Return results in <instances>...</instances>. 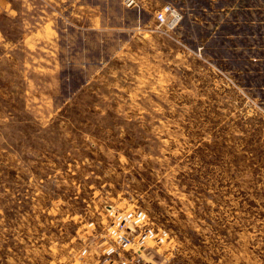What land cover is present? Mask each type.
<instances>
[{
    "label": "rangeland",
    "instance_id": "374dc122",
    "mask_svg": "<svg viewBox=\"0 0 264 264\" xmlns=\"http://www.w3.org/2000/svg\"><path fill=\"white\" fill-rule=\"evenodd\" d=\"M121 1H0V264H102L110 208L169 233L145 264H264V9L168 37Z\"/></svg>",
    "mask_w": 264,
    "mask_h": 264
},
{
    "label": "built area",
    "instance_id": "2783aa9c",
    "mask_svg": "<svg viewBox=\"0 0 264 264\" xmlns=\"http://www.w3.org/2000/svg\"><path fill=\"white\" fill-rule=\"evenodd\" d=\"M122 4L127 10L140 12L137 0H123ZM183 18L180 8L174 4H166L155 12L151 32L175 36ZM107 213L112 220L107 234L113 244L104 249L106 257L102 264H145V254L169 240V233L161 228H154L148 215L141 209L117 212L110 208Z\"/></svg>",
    "mask_w": 264,
    "mask_h": 264
},
{
    "label": "crops",
    "instance_id": "0c3cea01",
    "mask_svg": "<svg viewBox=\"0 0 264 264\" xmlns=\"http://www.w3.org/2000/svg\"><path fill=\"white\" fill-rule=\"evenodd\" d=\"M0 1L2 2V0ZM137 1L140 5V12L147 14V17H150L152 20L155 12L160 10L164 5L174 4L175 6L180 8L183 12L184 18L181 23V26L186 21H190L191 25L203 26L204 28L209 29L210 33L212 31H217L219 28L224 27L226 25L242 26V25H251L250 23L255 24L256 22L254 20L252 19L248 20V16H252L254 13H256V11L260 12L263 11L264 9L263 6H258L256 3H248V0H233L230 4H227L226 0L225 1L204 0V4H203L204 8L197 7L196 9L195 6L194 7L189 6V2H194L197 0H137ZM3 5L4 4L0 6L1 12L2 9H4L2 8ZM194 12L202 13L203 18L199 19L195 17ZM213 15L216 16V19L214 21L210 20V17ZM256 24L264 25V23L263 24L256 23Z\"/></svg>",
    "mask_w": 264,
    "mask_h": 264
}]
</instances>
